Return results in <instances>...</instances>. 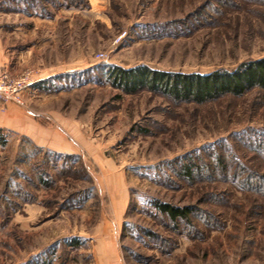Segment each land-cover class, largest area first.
<instances>
[{"label":"rangeland","instance_id":"obj_1","mask_svg":"<svg viewBox=\"0 0 264 264\" xmlns=\"http://www.w3.org/2000/svg\"><path fill=\"white\" fill-rule=\"evenodd\" d=\"M39 19L51 24L35 31ZM17 23L35 60L57 63L19 105L58 137L43 146L0 129V264H264V190L243 178L264 177V92L175 103L106 76L262 59L264 0H0V35ZM192 163L203 170L187 180ZM114 189L128 197L121 221ZM157 201L193 208L192 225L173 224Z\"/></svg>","mask_w":264,"mask_h":264},{"label":"trees","instance_id":"obj_2","mask_svg":"<svg viewBox=\"0 0 264 264\" xmlns=\"http://www.w3.org/2000/svg\"><path fill=\"white\" fill-rule=\"evenodd\" d=\"M106 76L113 88L120 89L126 94L149 91L167 96L175 103L205 104L226 95L242 97L255 89L264 92V58L242 63L233 71L217 70L206 75L164 72L139 65L130 69L113 66L108 69ZM255 149L264 154V145L257 144ZM216 165L217 170L220 168L224 171L225 164L221 157ZM202 170V167L192 163L183 167V174L187 180H192ZM236 171L235 169L234 173ZM233 177L240 178V175ZM243 178L248 184V189L264 190V177L249 172L243 175ZM154 206L173 224L192 225L190 216L194 212L193 208L159 201Z\"/></svg>","mask_w":264,"mask_h":264},{"label":"crops","instance_id":"obj_3","mask_svg":"<svg viewBox=\"0 0 264 264\" xmlns=\"http://www.w3.org/2000/svg\"><path fill=\"white\" fill-rule=\"evenodd\" d=\"M9 13H16V11L12 10L9 11ZM18 14L21 13L18 11ZM39 20L38 23H34L33 30L35 31L40 29L42 23L49 22L51 24V21ZM7 29V33H2L0 35V71H6L12 76H18L28 69L37 67V73L35 75L37 83L33 87L35 93L45 81H48L51 77L57 75L56 58L54 57L53 61L49 60L48 62H42L38 59L35 60L32 55L34 48H36V44L34 41L29 43L23 42V36H21L23 35L21 32L22 26L19 24L9 25ZM68 71L69 70H65L62 73L64 74ZM28 92V90L25 91L22 96L26 103L31 102V94ZM33 97H35V94H33ZM26 108H28V106H22L15 103L1 105L0 129L6 128L12 132L19 133L22 136L39 142L42 145L44 144L43 146H48V144H50V141L48 140H56L58 132L52 127L43 125L40 120L36 119L34 117L35 115L28 112ZM120 192H117L116 190L113 192L114 196L112 198V205L114 217L121 221L127 210L128 197L126 196L124 189H121Z\"/></svg>","mask_w":264,"mask_h":264},{"label":"built area","instance_id":"obj_4","mask_svg":"<svg viewBox=\"0 0 264 264\" xmlns=\"http://www.w3.org/2000/svg\"><path fill=\"white\" fill-rule=\"evenodd\" d=\"M98 58H104L99 54ZM36 82L33 71H26L19 76H12L6 71H0V102L22 104V96Z\"/></svg>","mask_w":264,"mask_h":264}]
</instances>
